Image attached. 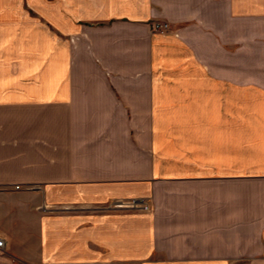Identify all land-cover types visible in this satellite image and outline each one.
I'll use <instances>...</instances> for the list:
<instances>
[{
	"label": "crops",
	"instance_id": "1",
	"mask_svg": "<svg viewBox=\"0 0 264 264\" xmlns=\"http://www.w3.org/2000/svg\"><path fill=\"white\" fill-rule=\"evenodd\" d=\"M0 236V264H264V0H0Z\"/></svg>",
	"mask_w": 264,
	"mask_h": 264
},
{
	"label": "built area",
	"instance_id": "2",
	"mask_svg": "<svg viewBox=\"0 0 264 264\" xmlns=\"http://www.w3.org/2000/svg\"><path fill=\"white\" fill-rule=\"evenodd\" d=\"M169 28H170L169 22H159L158 21V22H155L154 23V29H156V30L166 31ZM15 188L16 189H20L21 188V185L17 184L15 186ZM116 205L117 206H125V205H128V206H137V205H139V202H138V200H131V201H127V202L119 201V202H117ZM144 208H148V206L145 205ZM4 246H5V239L0 236V252L3 251Z\"/></svg>",
	"mask_w": 264,
	"mask_h": 264
},
{
	"label": "rangeland",
	"instance_id": "3",
	"mask_svg": "<svg viewBox=\"0 0 264 264\" xmlns=\"http://www.w3.org/2000/svg\"><path fill=\"white\" fill-rule=\"evenodd\" d=\"M170 24V23H169ZM170 29V28H169ZM156 30V29H155Z\"/></svg>",
	"mask_w": 264,
	"mask_h": 264
}]
</instances>
